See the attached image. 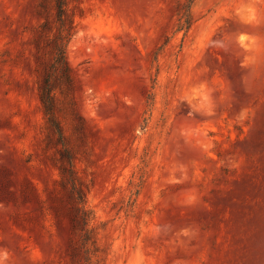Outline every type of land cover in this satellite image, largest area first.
Returning a JSON list of instances; mask_svg holds the SVG:
<instances>
[{"label": "rangeland", "instance_id": "374dc122", "mask_svg": "<svg viewBox=\"0 0 264 264\" xmlns=\"http://www.w3.org/2000/svg\"><path fill=\"white\" fill-rule=\"evenodd\" d=\"M39 3L0 0V264L85 263L69 161L87 264H264V0H66L71 82Z\"/></svg>", "mask_w": 264, "mask_h": 264}, {"label": "trees", "instance_id": "16d2710c", "mask_svg": "<svg viewBox=\"0 0 264 264\" xmlns=\"http://www.w3.org/2000/svg\"><path fill=\"white\" fill-rule=\"evenodd\" d=\"M190 2L192 0H189ZM46 0H40L39 6L44 8L45 7ZM66 4V0H54V7L56 8V15H57V21L59 23V27L57 28V31L49 38V43H51V47L49 50V56L51 57V68L54 73L57 74L59 77H65L70 82L73 80L71 69L67 63L66 57H65V45L63 42V39L66 34V29L63 28V23L65 22V9L64 6ZM38 14L43 15L42 11L38 9ZM183 21L189 25L190 19L189 15H185ZM45 23L47 21L43 22L41 24V27H45ZM43 29V28H42ZM40 35H44V30L42 32L40 31ZM35 46L37 50L39 49L38 42L35 41ZM37 59V57H36ZM48 69L44 72L48 73ZM46 73V74H47ZM49 77V75L43 76L41 80H39L37 89H38V97L41 102L44 115L49 116L50 119L55 120L54 117V109H55V100H56V94H55V85ZM59 128V127H58ZM75 170L72 167L71 161H69L68 165L61 164L59 166V179L57 180L58 183H60L63 186H66L68 183L70 184V189L72 191L73 195V210L71 211V231L72 233H79L80 239H81V247L85 248V257H84V264H87L89 261V253L90 248L88 245L91 242L93 244L94 241H92V230L88 227V221H89V213L87 209L84 207V191L81 186H76L75 184ZM53 216L59 220V209L55 208L53 209ZM78 254V248L76 247ZM72 252L76 251L73 247L71 248ZM72 261H75L74 255H70ZM79 264V262H78ZM82 264V263H81Z\"/></svg>", "mask_w": 264, "mask_h": 264}]
</instances>
